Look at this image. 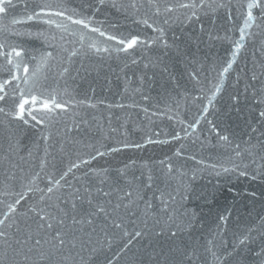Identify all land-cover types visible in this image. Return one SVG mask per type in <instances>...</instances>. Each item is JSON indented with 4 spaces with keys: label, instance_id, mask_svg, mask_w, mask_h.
Segmentation results:
<instances>
[{
    "label": "water",
    "instance_id": "1",
    "mask_svg": "<svg viewBox=\"0 0 264 264\" xmlns=\"http://www.w3.org/2000/svg\"><path fill=\"white\" fill-rule=\"evenodd\" d=\"M10 2L0 14V231L13 247L32 240L19 256L0 241V264H264V3L236 51L250 0ZM132 37L142 43L120 50ZM13 48L21 56L9 63ZM33 95L36 120L17 118ZM53 98L63 108L42 107ZM86 189L104 211L74 224ZM56 231L66 243L41 261Z\"/></svg>",
    "mask_w": 264,
    "mask_h": 264
},
{
    "label": "snow or ice",
    "instance_id": "2",
    "mask_svg": "<svg viewBox=\"0 0 264 264\" xmlns=\"http://www.w3.org/2000/svg\"><path fill=\"white\" fill-rule=\"evenodd\" d=\"M203 2V0H202ZM264 3V0H250V2L247 4V15L244 18V25L243 27L240 29V39L238 41H236L235 43V49L236 51H238L240 49V47L242 46L243 40L245 38V36L247 35L246 30L250 27H252L253 22L255 21L256 17L253 16V9L256 8H261V4ZM184 7H186L187 5H183ZM11 7V2L10 0H0V14L5 13L7 11V9ZM43 11V10H41ZM40 15V13H34L33 15H30L27 17L28 20H32L34 19V17ZM55 15H60L63 16L64 13L63 12H57L55 13ZM193 15H195V13H193ZM261 16L264 17V9H262L261 12ZM69 20H72L71 17H68ZM19 21H14V23H18ZM49 24L54 23V21L52 20H48L47 21ZM73 23L76 24H81L83 25L85 28L88 27V24L85 23V21L83 20H74L72 21ZM145 24H147V21H144ZM92 31H99V29H92ZM101 36H104L105 33L104 32H100L99 33ZM81 39L83 40V36L81 37ZM108 39L111 40H116L117 38L115 36H109ZM119 44H121L123 47L122 51H127L128 49L133 48L134 45H137L138 43H142V41L139 40L138 37H132L131 39L125 41V40H119L118 41ZM3 45H0V48H3ZM90 47L95 48L96 46L93 44ZM106 50V49H105ZM97 51H100V49H97ZM236 51H234L232 53V60H229L227 67L224 68V72H227L233 63V60L235 58L236 55ZM13 53L15 54L16 57H20L21 56V52L17 51L15 48L12 49L11 52H9L8 55V62L12 63V55ZM0 55H3V53H0ZM48 55H51V53H48ZM28 71L27 66H25V72ZM13 79H16V77H13ZM8 83V81H5L4 84H0V91H3L4 89V85H6ZM25 83H27V80H25ZM216 91H219V87H217ZM213 96H215V93H213ZM4 99L3 95H0V101H2ZM37 96H32L31 100L29 99H21L19 104L17 105V111L14 113V115L19 118V119H24L25 113H27L29 116H31L32 120H36V116L33 115L32 112V108L31 107H27V105H29V103L35 105L37 102ZM211 102V101H210ZM52 106L50 107L49 102H44L42 104V107L45 109H48L49 111H52L56 108H63V105L57 104L55 103V98L52 99L51 102ZM0 111H3L2 108H0ZM207 111V108H205V112ZM260 117L264 118V111L260 112ZM42 122V121H40ZM24 123L27 124L28 120H24ZM199 123V121H197V124ZM193 129L196 127V125H192L191 126ZM46 139V137H45ZM222 139H227V137H222ZM127 146V145H126ZM136 147H139V145H136ZM117 149H112V151H116ZM97 155H103V153H97ZM73 167H76V165H73ZM227 171V170H225ZM241 175H244V173H241ZM149 180H151V177H149ZM57 184H59V181H56ZM150 186V185H149ZM49 192H52V188L48 189ZM99 191V190H97ZM86 193H88L87 195V199L82 198L81 196L77 195L74 197L73 202L71 204V208L73 212L77 211V203L75 201H80V211L83 213V215L81 216L80 219L76 218V215L72 216V222L74 224H80L82 221L86 222V223H92V217H94L98 212H103L104 208L103 207H98L96 205H93L92 202V197H91V193L88 192V190H85ZM104 195H109V193H104ZM17 204L20 203L19 200L16 201ZM87 203V205L89 206L88 208H84L83 205ZM117 207H119V205H117ZM14 211V208L12 206H9V212ZM65 215H67V212H65ZM85 217H87L88 219L85 220ZM48 219L47 216L41 215L40 216V220L41 221H46ZM52 219H55V217H53ZM227 217L226 216H221L220 220L222 222L226 221ZM58 223H60L61 225H63V220L58 221ZM4 224V220H0V225ZM39 228H45L47 227L48 229H52L53 228V224L52 223H41L38 225ZM114 227L119 228L120 224H115ZM66 233L61 232V231H56L55 235L52 236V247L49 251L45 252L44 250H40L38 252V256L39 259L41 261H47L49 260L52 256L55 255L56 251L58 249H62L66 243ZM125 235H127V233H125ZM142 235L141 232L137 231L135 233V236L133 237V239L138 238ZM159 235V234H158ZM178 235V233L176 231H173L170 233V237H176ZM74 239V238H73ZM32 240V236L31 235H27L24 239H16L15 241V247H13L12 244H10L8 242V238H7V234L4 231H0V241L3 242L4 245H6L8 248H12L13 249V254L16 256H19L21 254V252H23L24 247L28 244L29 241ZM69 243H71V241H69ZM132 243V240L128 241V244L125 245V248L128 247V245H130ZM241 243H244V241L242 240ZM41 244L40 240H35L33 242V247L28 248L27 252H24V259L28 260L30 259V255L29 253L33 252L34 250H36L37 246H39ZM72 247H75V244L72 243ZM93 253L95 254L97 252V250L93 249L92 250ZM170 251H178V249H170ZM182 257L187 259V260H191L193 258V253L191 252H183ZM213 255H215V253H213ZM94 257H90L89 258V262H91V260ZM7 259V251H5L2 255H0V261H4ZM107 264H112L111 260L107 261Z\"/></svg>",
    "mask_w": 264,
    "mask_h": 264
}]
</instances>
